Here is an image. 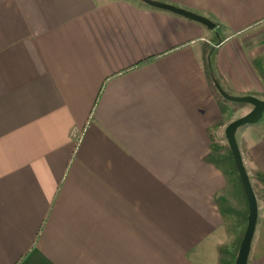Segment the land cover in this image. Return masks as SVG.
Wrapping results in <instances>:
<instances>
[{"label": "crops", "instance_id": "crops-1", "mask_svg": "<svg viewBox=\"0 0 264 264\" xmlns=\"http://www.w3.org/2000/svg\"><path fill=\"white\" fill-rule=\"evenodd\" d=\"M154 1L216 28L138 0H0V264L217 263L204 58L264 101V0ZM247 142L264 171V129ZM247 264H264V203Z\"/></svg>", "mask_w": 264, "mask_h": 264}, {"label": "trees", "instance_id": "trees-1", "mask_svg": "<svg viewBox=\"0 0 264 264\" xmlns=\"http://www.w3.org/2000/svg\"><path fill=\"white\" fill-rule=\"evenodd\" d=\"M210 49L206 50L204 65L208 87L213 95L221 117L213 125L207 129L208 136V155L205 158V163L212 165L223 176L225 186L221 193L216 197L215 204L222 219L223 231L228 238V242L217 246V263L216 264H234L237 252L244 235L248 206L243 192V188L239 181V177L235 168V164L227 144H222L218 138L219 131L225 126L226 116L230 113L229 103L222 99L218 94L210 77V70L207 58L211 57ZM152 59L139 63L138 66L150 62ZM211 61V60H210ZM254 67L258 74L263 75L259 67L260 59L253 61ZM212 72L221 85V78L212 68ZM249 160L250 156L247 153ZM251 184L252 191L256 197L257 203H264V171L253 169L250 172L246 170Z\"/></svg>", "mask_w": 264, "mask_h": 264}, {"label": "water", "instance_id": "water-1", "mask_svg": "<svg viewBox=\"0 0 264 264\" xmlns=\"http://www.w3.org/2000/svg\"><path fill=\"white\" fill-rule=\"evenodd\" d=\"M138 1L147 5L148 7L166 11V12L181 16L183 18H186L188 20L194 21L196 23H199L210 31L215 30L216 28V25L209 19L196 15L189 11L174 7L172 5L161 3L158 1H154V0H138ZM207 61H208V66L210 70L211 81L216 91L218 92V94L222 97V99H224L228 103L231 102L234 104H246L252 108L250 112L244 115L243 117L230 122L224 128V131H223V135H224L226 144L230 149V152H231L234 164H235V168H236V171L239 177V181L243 188V192H244L247 206H248L246 229L242 237L234 264H247L250 247H251V243H252V239L254 236L256 223H257L258 203L252 191L251 184L248 178V174L246 172V169H245V166H244V163H243V160H242V157H241L238 145H237L236 133L238 129L242 127H248L251 125H255L262 119V116L264 114V101L257 99L253 96L239 97V96H231L230 94L226 93L213 75V72L210 67L209 58Z\"/></svg>", "mask_w": 264, "mask_h": 264}, {"label": "rangeland", "instance_id": "rangeland-1", "mask_svg": "<svg viewBox=\"0 0 264 264\" xmlns=\"http://www.w3.org/2000/svg\"><path fill=\"white\" fill-rule=\"evenodd\" d=\"M223 90L226 93L230 94L231 96H236V95H233V93H231L228 90H225V89H223ZM229 106L232 108L229 109L230 113L226 116L225 126L218 133V138L222 141L221 142L222 144H226V141H225V138L223 135L224 128L230 122H232L236 119H239V118L243 117L244 115H246V114H244V110H242V109H244V107H247L248 105H246V104H234V103L230 102ZM262 129H264V114L262 116V119L257 124L251 125L248 127H242V128L237 130V133H236L237 145H238L242 160L245 162L247 168L249 166V157L247 155V153H248L247 152V143H248L247 141L249 139L251 140V139L255 138V134H257V132L259 130H262ZM247 171L250 172L251 170L248 168ZM225 239H226V241L223 244L228 242V238L226 237V235H225Z\"/></svg>", "mask_w": 264, "mask_h": 264}]
</instances>
